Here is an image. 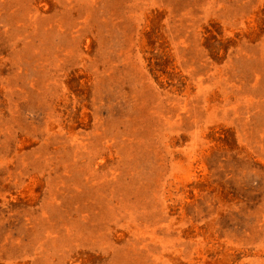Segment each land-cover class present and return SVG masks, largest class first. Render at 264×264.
I'll return each instance as SVG.
<instances>
[{
	"label": "rangeland",
	"instance_id": "obj_1",
	"mask_svg": "<svg viewBox=\"0 0 264 264\" xmlns=\"http://www.w3.org/2000/svg\"><path fill=\"white\" fill-rule=\"evenodd\" d=\"M0 264H264V0H0Z\"/></svg>",
	"mask_w": 264,
	"mask_h": 264
}]
</instances>
